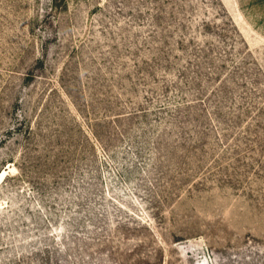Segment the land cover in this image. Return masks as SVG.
<instances>
[{"label":"rangeland","instance_id":"obj_1","mask_svg":"<svg viewBox=\"0 0 264 264\" xmlns=\"http://www.w3.org/2000/svg\"><path fill=\"white\" fill-rule=\"evenodd\" d=\"M0 264H264V0H0Z\"/></svg>","mask_w":264,"mask_h":264}]
</instances>
